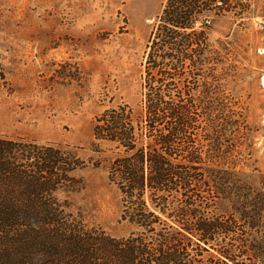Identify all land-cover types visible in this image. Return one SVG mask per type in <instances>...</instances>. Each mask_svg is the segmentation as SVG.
I'll return each instance as SVG.
<instances>
[{
	"label": "trees",
	"instance_id": "trees-1",
	"mask_svg": "<svg viewBox=\"0 0 264 264\" xmlns=\"http://www.w3.org/2000/svg\"><path fill=\"white\" fill-rule=\"evenodd\" d=\"M254 1L165 0L149 37L140 113L121 103L95 117L90 150L104 153V142L115 151L108 179L121 194L120 219L134 227L126 237L88 227L56 199L81 185L73 172L84 161L0 136V264H264V194L234 166L208 170L241 127L223 102L235 98L236 66L223 42L210 47V24L226 13L241 18ZM217 199L227 212L215 213Z\"/></svg>",
	"mask_w": 264,
	"mask_h": 264
},
{
	"label": "rangeland",
	"instance_id": "rangeland-1",
	"mask_svg": "<svg viewBox=\"0 0 264 264\" xmlns=\"http://www.w3.org/2000/svg\"><path fill=\"white\" fill-rule=\"evenodd\" d=\"M164 3L0 0V136L69 150L84 161L73 172L81 185L58 190L55 197L88 227L111 237H126L134 227L120 219L121 194L108 179L115 151L104 142V153L90 150L92 127L96 116L121 103L140 113L149 37ZM208 42L217 50L223 42L228 62L236 66L228 86L235 98L223 102L225 113L241 121L239 132L224 138L226 157L211 160L208 170L220 162L234 166L264 194V0H255L241 18L215 17ZM196 84L200 88L202 80ZM228 210L227 201L217 199L215 213Z\"/></svg>",
	"mask_w": 264,
	"mask_h": 264
},
{
	"label": "bare ground",
	"instance_id": "bare-ground-1",
	"mask_svg": "<svg viewBox=\"0 0 264 264\" xmlns=\"http://www.w3.org/2000/svg\"><path fill=\"white\" fill-rule=\"evenodd\" d=\"M264 78V77H263ZM263 85H264V79H263Z\"/></svg>",
	"mask_w": 264,
	"mask_h": 264
}]
</instances>
